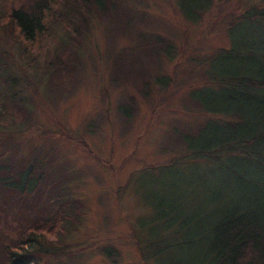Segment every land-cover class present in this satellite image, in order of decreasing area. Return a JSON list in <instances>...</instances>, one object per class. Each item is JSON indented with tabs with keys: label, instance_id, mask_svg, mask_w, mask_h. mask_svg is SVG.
I'll return each mask as SVG.
<instances>
[{
	"label": "rangeland",
	"instance_id": "rangeland-1",
	"mask_svg": "<svg viewBox=\"0 0 264 264\" xmlns=\"http://www.w3.org/2000/svg\"><path fill=\"white\" fill-rule=\"evenodd\" d=\"M56 1L60 12L66 1L71 11L88 5ZM174 1L112 0L96 10L86 35L71 34L81 43L77 73L60 90L50 80L65 58L67 16L52 13L35 44L0 22V174L38 162L41 193L50 196L48 184L64 173L60 182L83 202L78 215L58 217V231L28 245L21 264H198L208 254L205 230L235 185L218 161L185 156L234 133L223 121L231 120L229 96L235 104L240 96L211 79L252 67L238 51H264L261 26L238 21L253 9L263 13L264 0H178L186 11L213 2L195 23ZM154 37L170 52L139 47ZM15 103L25 113L18 126L9 124ZM177 233L189 244L180 245Z\"/></svg>",
	"mask_w": 264,
	"mask_h": 264
},
{
	"label": "trees",
	"instance_id": "trees-1",
	"mask_svg": "<svg viewBox=\"0 0 264 264\" xmlns=\"http://www.w3.org/2000/svg\"><path fill=\"white\" fill-rule=\"evenodd\" d=\"M57 3L56 0H0V22L13 28L12 34L17 33L22 41L35 44L45 34V22L52 13H60L59 18L67 16L69 22L61 26L67 37L65 58L55 64L54 79L50 80L52 88L60 90L70 88L77 73L76 57L81 43L71 34L77 38L86 35L96 17L93 13L107 11L112 0H87V6H80L75 11H71L72 5L66 1L61 12L55 9ZM177 3L178 0L174 1L175 9L191 23L198 21L213 4L204 2L186 11L177 7ZM238 21L256 23L264 31V12L247 11ZM146 40L139 45L140 48L170 52L159 37ZM231 51L234 50L221 49L223 53ZM256 51L253 47L238 51L245 63L252 64V67L240 72L228 69V75L211 79L213 83L217 82L216 86L226 87L240 96L241 102L236 104L234 95L229 96V102L234 106L226 109V117L231 120L223 121V125L233 129L234 133L228 137H215L212 150L207 151L204 145L185 156L218 161L216 163L226 175L230 189L235 185V189L230 190V201L225 210L205 230L211 235L207 240L209 252L198 258V264H264V51ZM120 59V55L115 57V61ZM256 63L260 66H253ZM214 113L222 114L218 109ZM10 116V125L22 124L24 107L13 104ZM36 165L42 168L36 162L14 175L10 170L7 176L0 174V264H21L31 253L27 250L28 245L39 241L43 232L53 234L59 230L58 217L69 218L65 214L69 210L78 215L83 208L81 199L72 198L75 189L65 185L67 182H60L64 173L56 178V183L48 184L53 188L50 196L47 192L41 193L44 175L34 178ZM185 231H188L187 225ZM179 233L178 243L189 244L191 240L186 234L180 236ZM71 264L83 263L75 259Z\"/></svg>",
	"mask_w": 264,
	"mask_h": 264
}]
</instances>
